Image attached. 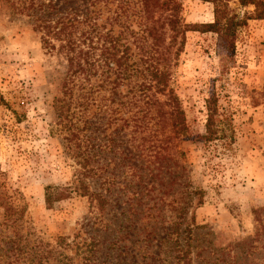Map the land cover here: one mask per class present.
Instances as JSON below:
<instances>
[{"label":"rangeland","instance_id":"rangeland-1","mask_svg":"<svg viewBox=\"0 0 264 264\" xmlns=\"http://www.w3.org/2000/svg\"><path fill=\"white\" fill-rule=\"evenodd\" d=\"M32 1L0 0V264H16L13 253L5 250L11 239L50 249L61 238V262L43 264H158L153 257L164 259L170 244L159 254L155 235L148 241L143 231L157 226L156 237L165 238L164 228L171 229L179 206L189 208L182 230L192 225L195 211L194 264H264V235H256L260 224L254 214L264 207V19L257 18L255 6L229 0L231 15L245 22L230 37L205 31L214 22L211 2L182 0L185 45L171 62L170 86L186 116L187 135L179 143L186 157L174 184L162 186V191L143 189L134 233L126 228V220L135 218L128 212L133 198L129 187L140 180L131 168L145 164L127 144L129 130L118 128L123 122L111 126L109 114L96 108L86 114L93 123L94 132L88 131L92 140L83 131L70 135L72 124L62 122L56 107L67 60L57 49L43 46L34 30ZM42 2L47 1H37ZM213 96L225 137L205 144L207 100ZM81 120L80 113L72 118L76 124ZM113 136L111 148L99 155L102 169L86 178L110 200L105 210L77 193L48 207V187L74 186L81 176L77 154L87 145L94 152ZM130 151L136 161L132 165L125 158ZM196 189L205 192L204 204L192 211L189 203ZM90 238L98 244L85 260L76 244ZM18 264L32 263L25 258Z\"/></svg>","mask_w":264,"mask_h":264},{"label":"trees","instance_id":"trees-1","mask_svg":"<svg viewBox=\"0 0 264 264\" xmlns=\"http://www.w3.org/2000/svg\"><path fill=\"white\" fill-rule=\"evenodd\" d=\"M37 1L31 3L34 30L41 35L45 48L57 49L67 60L62 97L56 99V107L62 122L65 125L72 124L70 135L77 137L75 131H83L86 132L84 137L92 140L89 133L94 132L93 123L86 114L96 108L102 115L109 114L111 126L123 122L118 128L129 130L127 144L133 152L139 153L138 158L145 164L138 169L134 166L131 168L134 178L140 182L135 185L131 183L129 187L133 189V198L130 203L128 201V212H132L135 218L131 222L126 220V228L128 232L135 233L138 230L136 215L141 213L139 208L143 205V189L148 192L150 189L162 191V186L168 188L174 184L180 176V161L186 157L179 147L181 139L187 135L186 116L180 98L170 86L171 62L180 56L185 45L186 26L182 24L180 16L182 0ZM206 1L214 5V22L204 26L206 32L231 37L245 23L231 15L229 0ZM240 4L243 7L254 5L257 18L264 19V0H240ZM178 43L179 47L174 51ZM123 87L127 89L125 94L120 91ZM102 101L106 104H102ZM75 102L77 107L72 110ZM79 113L81 122L73 123V116ZM218 124V98L213 96L207 100L206 134L203 136L205 144L225 137V131L219 129ZM116 137L113 136L97 148L94 144V152L87 145L85 150L77 154L83 168L81 176L74 186L48 187V207L77 193L92 203L96 201L99 209L105 210L110 200L97 190L99 188L93 189L86 178L95 176L102 169L99 155L103 148H111ZM134 157L132 152L125 156L130 165L136 162ZM91 161L97 165L94 166ZM105 181L108 182V179ZM106 190L109 193L112 191L111 188ZM204 195L205 192L200 189L191 193L189 205L192 211L204 204ZM174 209L178 213L177 220L171 229L164 228L165 238L160 240L156 237L157 226H152L151 230L146 228L143 232L147 233L148 241L155 235L153 241L157 243L159 254L165 244H170L164 259L161 256L153 257L158 264H194L195 211L191 214L193 226L188 225L182 230L183 219L189 208L179 206ZM254 214L260 224V231L256 235L260 237L264 235V207L255 210ZM90 239L91 242L85 241L82 246L76 244L85 260L91 259L92 248L98 244L95 238ZM11 242L5 250L13 253L16 264L25 258L31 260L32 264H43L44 260L48 262L51 259L61 262L59 256L63 253L59 248H63V238L58 240L57 248L50 249H43L41 244L29 248L21 240L11 239ZM252 242L253 239L249 244Z\"/></svg>","mask_w":264,"mask_h":264}]
</instances>
